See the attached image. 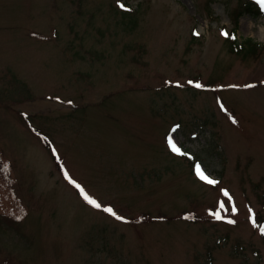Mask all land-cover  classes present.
<instances>
[{
    "label": "rangeland",
    "instance_id": "rangeland-1",
    "mask_svg": "<svg viewBox=\"0 0 264 264\" xmlns=\"http://www.w3.org/2000/svg\"><path fill=\"white\" fill-rule=\"evenodd\" d=\"M238 10L0 0V264H264V19Z\"/></svg>",
    "mask_w": 264,
    "mask_h": 264
},
{
    "label": "trees",
    "instance_id": "trees-1",
    "mask_svg": "<svg viewBox=\"0 0 264 264\" xmlns=\"http://www.w3.org/2000/svg\"><path fill=\"white\" fill-rule=\"evenodd\" d=\"M240 10H238L237 15L233 17L234 23L236 24L238 17L243 14L249 15L253 18L263 17L264 12L261 10V6L253 0H237ZM233 35V31L231 32ZM234 36V35H233ZM225 40L228 42V50L230 53L239 55L241 57H246L248 55H253L259 51L262 46L252 40V38H246L243 41H238L235 37L229 36V33ZM17 220L16 218H12Z\"/></svg>",
    "mask_w": 264,
    "mask_h": 264
},
{
    "label": "snow or ice",
    "instance_id": "snow-or-ice-1",
    "mask_svg": "<svg viewBox=\"0 0 264 264\" xmlns=\"http://www.w3.org/2000/svg\"><path fill=\"white\" fill-rule=\"evenodd\" d=\"M257 2L261 5L262 8H264V0H257ZM119 6H120L121 8L124 7L123 4H120ZM224 35H227V33H224ZM189 83H191V82H189ZM195 86H196L197 88L202 87V85H200V84H196ZM251 86H252V85H248V87H251ZM221 108H222V110H224V109H223V105H221ZM233 123H236V121H235L234 119H233ZM169 144H170V146L172 147V150H173L174 152H179V149L176 147V144L172 141L171 138H169ZM196 171H197V175H198L202 180H205V181H206L207 183H209V184H215V183H216V181L211 180V179H209L207 176H205V174L203 173V171H201L199 165H196ZM224 195L227 196L228 193L225 192ZM85 198L88 199L87 197H85ZM89 203L93 204V205H94L95 207H97V208L100 207V205L97 204L94 200L89 199ZM219 207H220L221 210H224L225 205H224L223 203H220ZM104 211L109 212V213L112 214L113 216H116V218L119 219V220H123V219H124L123 217L117 216L116 213L113 212L111 208H105ZM231 211H232V213L235 214V213L237 212L236 207L233 206L232 209H231ZM214 215H215V218L218 219V220L223 219V217L220 215V212H219V211L216 212ZM227 222H228V223H235V221H233V220H228ZM252 223H253V225L256 224L255 219L252 220ZM260 231H261L262 234H264V226H261V227H260Z\"/></svg>",
    "mask_w": 264,
    "mask_h": 264
}]
</instances>
